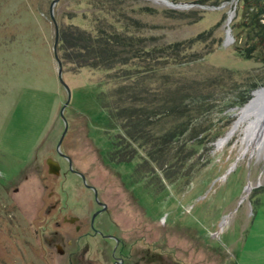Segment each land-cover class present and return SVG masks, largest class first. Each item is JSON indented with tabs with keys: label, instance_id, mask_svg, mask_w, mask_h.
Returning <instances> with one entry per match:
<instances>
[{
	"label": "rangeland",
	"instance_id": "obj_1",
	"mask_svg": "<svg viewBox=\"0 0 264 264\" xmlns=\"http://www.w3.org/2000/svg\"><path fill=\"white\" fill-rule=\"evenodd\" d=\"M51 1L0 0V264H65L46 242L54 220L89 219L98 203L97 220L124 239L131 261L145 254L150 264H264V147L245 136L252 113L235 126L242 109L264 98V66L234 49L237 0H124L120 7L149 51L181 45L160 73L206 99L201 145L191 149L189 175L174 181L154 164L146 165L152 174L136 175L140 150L130 162L112 159L119 129L98 102L111 88L102 70L63 66L70 98L60 150L72 171L57 154L67 94L57 78ZM100 7L58 0L53 11L62 22L75 14L88 27L110 20ZM55 201L59 215H47ZM62 229L74 240L73 226Z\"/></svg>",
	"mask_w": 264,
	"mask_h": 264
},
{
	"label": "trees",
	"instance_id": "obj_2",
	"mask_svg": "<svg viewBox=\"0 0 264 264\" xmlns=\"http://www.w3.org/2000/svg\"><path fill=\"white\" fill-rule=\"evenodd\" d=\"M87 3L111 13L110 20L104 16L85 27L74 22L75 14L64 22L55 17L56 50L62 68L104 71L103 83L111 88L100 92L98 102L119 129L111 137L112 159L130 162L140 150L144 156L140 155L136 162V175L152 174L146 165L154 164L164 179H186L191 149L201 145L202 138L198 136L203 131L202 124L207 125V111L206 99L198 98L188 87L173 86L171 79L160 73L178 58L181 45L169 44L149 51V46L133 32L139 26L126 10L120 9L124 0ZM235 11L236 19L231 23L234 49L242 58L264 66V0H237ZM245 100L242 98V102Z\"/></svg>",
	"mask_w": 264,
	"mask_h": 264
},
{
	"label": "flooded vegetation",
	"instance_id": "obj_3",
	"mask_svg": "<svg viewBox=\"0 0 264 264\" xmlns=\"http://www.w3.org/2000/svg\"><path fill=\"white\" fill-rule=\"evenodd\" d=\"M65 155V154H64ZM67 156V155H66ZM63 158V157H62ZM97 208L92 211L87 217L62 214L61 217L54 220V225L57 227L53 230L52 235L46 239L49 245L55 248L59 256H65V264H97L98 255L107 256L110 264H146L152 263V256L150 259L146 255H140L136 260L131 261L129 255V248L124 247V239L115 232L114 236L106 233L110 229L104 228L105 220H97L98 216L102 213V204L98 203ZM46 214H51L53 211L57 212L62 209L58 201L52 202L49 207H46ZM64 225L73 226L74 233L76 234L74 240L66 239L62 234V227ZM117 223V228H118ZM119 237L121 241H115V237ZM89 254V256H85ZM130 260V261H129ZM88 261V262H87Z\"/></svg>",
	"mask_w": 264,
	"mask_h": 264
},
{
	"label": "water",
	"instance_id": "obj_4",
	"mask_svg": "<svg viewBox=\"0 0 264 264\" xmlns=\"http://www.w3.org/2000/svg\"><path fill=\"white\" fill-rule=\"evenodd\" d=\"M57 1L58 0H52L51 1V4L49 6V18H50V21L52 22V24L54 26L53 53H54V59H55L56 65H57V78H58V81L60 82V84L66 90L67 100L62 105V107L60 108V111H59V116H60V118H61V120L63 122L64 128H63V131H62V133H61V135L59 137V140L57 142L56 152H57V154L59 156L65 158L67 160V162L69 164V168L71 170V166H70L71 160H70V158L68 156L64 155L61 152V150H60L61 143H62L63 138L65 136V133L67 131V122L65 120L63 112H64V109H65L66 105L69 102L70 90H69V87L67 86V84L65 83V81L63 80V76H62L63 75V68H62L61 61L58 58L57 50H56L57 43H58V26H57V23H56V20H55V17H54L53 7H54V5L56 4ZM227 35H228V37H230L229 29L227 31ZM252 117L253 118L249 122V125L247 127V135L250 138L255 139L256 141H259L261 143V145L264 147V103L261 106H259L255 111L252 112ZM49 166L51 168L50 169L51 172H53L55 174H58L59 170H58L57 166H55L54 164H51V163H49Z\"/></svg>",
	"mask_w": 264,
	"mask_h": 264
},
{
	"label": "bare ground",
	"instance_id": "obj_5",
	"mask_svg": "<svg viewBox=\"0 0 264 264\" xmlns=\"http://www.w3.org/2000/svg\"><path fill=\"white\" fill-rule=\"evenodd\" d=\"M261 98V97H260ZM256 99L254 100L255 102L250 103L249 105H247L244 109L241 110V112L239 113V116L237 118V121L235 122V126L241 122L242 120H244L250 113H252L253 111H255L259 106H261L264 103V98L263 99ZM260 99V100H259ZM258 100V101H257ZM248 127V126H247ZM245 136L248 138L247 136V128L245 130ZM246 190H249L248 187H246Z\"/></svg>",
	"mask_w": 264,
	"mask_h": 264
}]
</instances>
